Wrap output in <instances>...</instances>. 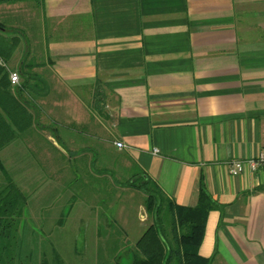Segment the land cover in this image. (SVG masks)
<instances>
[{"label":"crops","instance_id":"1","mask_svg":"<svg viewBox=\"0 0 264 264\" xmlns=\"http://www.w3.org/2000/svg\"><path fill=\"white\" fill-rule=\"evenodd\" d=\"M0 23L19 36L4 66L36 119L4 149L43 139L107 164L91 175L142 172L182 206L201 177L223 208L198 255L264 264V169L228 168L264 154V0H20Z\"/></svg>","mask_w":264,"mask_h":264},{"label":"rangeland","instance_id":"2","mask_svg":"<svg viewBox=\"0 0 264 264\" xmlns=\"http://www.w3.org/2000/svg\"><path fill=\"white\" fill-rule=\"evenodd\" d=\"M64 149L39 139L18 154L8 148L0 152L5 169L28 196L18 229L24 253H34V264L42 259L48 264H130L134 242L147 225L144 195L127 186L120 172L113 178L91 175L92 164L75 162ZM92 166L98 174L107 164ZM3 178L0 172V183ZM123 240L129 249L122 252Z\"/></svg>","mask_w":264,"mask_h":264},{"label":"trees","instance_id":"3","mask_svg":"<svg viewBox=\"0 0 264 264\" xmlns=\"http://www.w3.org/2000/svg\"><path fill=\"white\" fill-rule=\"evenodd\" d=\"M15 1L20 0H0V3ZM3 27L0 23V151L30 129L36 120L25 100L12 92L9 72L4 64L16 49L19 36H9ZM0 172L4 177L0 183V264H34V253H24L26 246L18 231L28 196L15 184L1 160ZM126 184L144 195V209L149 219L134 242L130 264L212 263L213 255L200 257L198 247L209 211L221 210L223 206L211 197L201 177L197 202L193 206L174 203L142 172L135 173ZM36 264L48 263L42 259Z\"/></svg>","mask_w":264,"mask_h":264},{"label":"built area","instance_id":"4","mask_svg":"<svg viewBox=\"0 0 264 264\" xmlns=\"http://www.w3.org/2000/svg\"><path fill=\"white\" fill-rule=\"evenodd\" d=\"M10 80H11L12 83H17L18 82V74L16 72H12L10 74ZM115 145L118 148H122L123 147V144L120 141L115 142ZM246 167L249 168L252 171H257L259 169H264V154L259 153L255 157H250V158H247V159L232 160V161H230L228 163L229 172L232 175L239 174Z\"/></svg>","mask_w":264,"mask_h":264}]
</instances>
